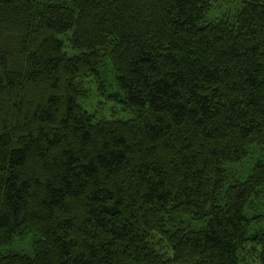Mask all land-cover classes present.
Here are the masks:
<instances>
[{
    "label": "trees",
    "instance_id": "16d2710c",
    "mask_svg": "<svg viewBox=\"0 0 264 264\" xmlns=\"http://www.w3.org/2000/svg\"><path fill=\"white\" fill-rule=\"evenodd\" d=\"M263 219L264 0H0V264H264Z\"/></svg>",
    "mask_w": 264,
    "mask_h": 264
},
{
    "label": "rangeland",
    "instance_id": "374dc122",
    "mask_svg": "<svg viewBox=\"0 0 264 264\" xmlns=\"http://www.w3.org/2000/svg\"><path fill=\"white\" fill-rule=\"evenodd\" d=\"M61 39H64L66 41L67 37L66 38L61 37ZM92 86L93 85L89 83L88 88L90 90L91 96H90V99L84 105L90 113L97 115L99 119H110L111 117H113V113H117L118 116L120 117L124 116V114L119 113V110H120L119 107L111 105L107 101H105L103 97H100L95 92V89ZM24 246H25V243H22L20 245L19 242L17 241L14 244V249L22 250L24 249Z\"/></svg>",
    "mask_w": 264,
    "mask_h": 264
}]
</instances>
